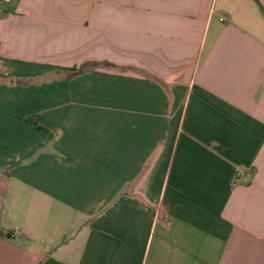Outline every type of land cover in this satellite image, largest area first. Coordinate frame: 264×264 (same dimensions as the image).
I'll return each mask as SVG.
<instances>
[{
	"label": "crops",
	"instance_id": "crops-1",
	"mask_svg": "<svg viewBox=\"0 0 264 264\" xmlns=\"http://www.w3.org/2000/svg\"><path fill=\"white\" fill-rule=\"evenodd\" d=\"M0 264H264V0H0Z\"/></svg>",
	"mask_w": 264,
	"mask_h": 264
},
{
	"label": "trees",
	"instance_id": "trees-1",
	"mask_svg": "<svg viewBox=\"0 0 264 264\" xmlns=\"http://www.w3.org/2000/svg\"><path fill=\"white\" fill-rule=\"evenodd\" d=\"M62 69L65 71H68L70 74H74V73L80 72L83 68L82 67L80 68L71 67V68H62ZM24 120L27 123L38 125V122L36 121V119H34V117L25 118Z\"/></svg>",
	"mask_w": 264,
	"mask_h": 264
}]
</instances>
